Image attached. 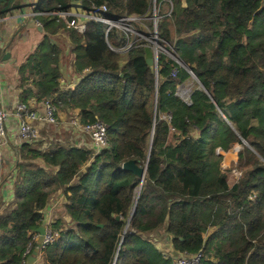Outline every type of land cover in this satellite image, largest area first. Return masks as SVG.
<instances>
[{
  "label": "trees",
  "instance_id": "obj_1",
  "mask_svg": "<svg viewBox=\"0 0 264 264\" xmlns=\"http://www.w3.org/2000/svg\"><path fill=\"white\" fill-rule=\"evenodd\" d=\"M0 1L6 10L11 0ZM70 2L35 0L46 34L65 28L48 15L68 12ZM82 5L87 13L105 5L110 21L136 18L130 26L137 35L107 31L95 20L83 35L71 30L81 79L67 91L59 86V51L44 37L20 69L35 78L36 92L25 89L20 101L50 100L58 110H77L82 123L103 122L107 147L95 153L20 145L12 170L15 208L0 215V264H25L48 199L62 189L72 228L60 221L49 227L53 242L38 264H113L115 258L116 264H175V257L199 252V264H264V0H185V6L155 0L158 44L184 66L159 51L156 74L145 60L149 44L139 37L153 34V0ZM187 70L202 85L192 88L190 105L178 94L192 80ZM237 144L236 164L225 169L216 149L232 153ZM149 149L123 236L140 179L122 164L134 160L143 167ZM232 170L241 174L236 182ZM145 235L171 247L173 256Z\"/></svg>",
  "mask_w": 264,
  "mask_h": 264
},
{
  "label": "crops",
  "instance_id": "obj_2",
  "mask_svg": "<svg viewBox=\"0 0 264 264\" xmlns=\"http://www.w3.org/2000/svg\"><path fill=\"white\" fill-rule=\"evenodd\" d=\"M34 4L35 0H11L9 1V6L6 7L7 9L4 10V4L0 1V103L7 113L5 122L7 138L5 144L0 146V215L10 212L15 208L12 197L14 179L12 170L14 164L17 162V151L20 145H22L17 133L18 121L14 115L15 108L17 104L22 103L20 101L22 91L30 89L31 92H36L33 86L35 78L29 75V72H25V74L22 75L20 72L21 67L26 65L28 58L38 48L44 37L47 36L51 44L59 51L58 69L60 74V90L67 91L68 89H72L81 79V76L74 68L75 60L74 53L72 52L73 43L70 38L71 30L60 28L54 34H46L44 28L36 24V22H39L37 17L40 15L29 17L28 22L24 26L18 24L16 19L11 16L16 15L21 8L33 12ZM33 14L37 13L33 12ZM56 14L57 12H54L48 16H54ZM2 45L6 47L2 48ZM6 53L10 54V58L6 62H2V57ZM26 104L30 109L43 115L44 110L41 102L37 101L34 97H29ZM75 117H79V112L77 110H58V120L60 122L58 126L54 127L42 122H32L31 124L39 132L40 143L37 145L46 143L50 145H72L91 149L93 145L89 143V136H85L80 131L69 126V121ZM233 153L235 157L230 161H226L225 156L232 155V153H223V163L230 164L236 162L237 153ZM77 183L78 178L74 180L72 185ZM66 203L64 189L57 191L48 199L43 211L44 222L47 227H49L56 218L67 220V222L62 221L64 227L65 224L66 226L70 225L68 216L63 209ZM213 231L214 229H209L208 233L203 235V237L207 238ZM35 239H37V236ZM153 241L156 248L163 254L173 256L171 247L163 248L161 241L154 239ZM40 262L41 255L36 264Z\"/></svg>",
  "mask_w": 264,
  "mask_h": 264
},
{
  "label": "built area",
  "instance_id": "obj_3",
  "mask_svg": "<svg viewBox=\"0 0 264 264\" xmlns=\"http://www.w3.org/2000/svg\"><path fill=\"white\" fill-rule=\"evenodd\" d=\"M153 4L155 5V0H153ZM108 13V9L105 5L95 6L92 5L90 8L89 15L96 17L95 21L102 22L104 24L110 25V28H116L124 32L125 34L130 35H137L130 24L132 22H137L138 20L136 18H125L121 20H117L116 23H112L110 20L104 19V15ZM157 14V12H156ZM39 15V14H33ZM58 16V19L62 22V24L65 26L66 29L72 30L78 35H83L86 30V22L80 21L78 17H73L68 14V12H59L56 14ZM157 16L156 19L153 21H156L157 25ZM37 26L41 27V24L39 22H36ZM140 38L145 39L148 44L150 45L152 41V36L150 38H144L143 36H139ZM132 44L128 43L124 50L131 49ZM188 105L189 99L186 98L184 100ZM41 105L43 107V115H40L36 111L30 109V107L27 104L19 103L16 105L15 108V118L17 119V133L19 135V138L22 142V144H30V145H36L40 142L39 140V132L38 130L31 124L32 122H42L46 123L51 126H58L60 124L58 120V109L54 106V104L50 100H44L41 101ZM7 119V113L2 107L0 103V146L5 144L6 138H7V130H6V122ZM166 120H170L169 117H164ZM69 126H72L74 129L80 131L85 136H89L92 148L89 150H94L95 153H98L101 149L107 147V130L108 127L101 121L96 120L94 122L89 123H82L80 121L79 117L72 118L69 121ZM42 146V147H41ZM39 147V150L43 151L46 149H50L54 145L43 143ZM88 149V148H86ZM216 154L219 156H223V152L220 151V149H216ZM227 166H229V163H225ZM236 164V162H234ZM223 167V164H222ZM241 174L238 171L232 170L230 172V180L236 182L240 178ZM47 230L50 232L49 227H47ZM51 233V232H50ZM53 242V237L50 234L49 236L45 237V240L43 242V248ZM202 255L201 252H199L196 255L184 257V255L177 256L174 259L175 264H199L200 259Z\"/></svg>",
  "mask_w": 264,
  "mask_h": 264
},
{
  "label": "water",
  "instance_id": "obj_4",
  "mask_svg": "<svg viewBox=\"0 0 264 264\" xmlns=\"http://www.w3.org/2000/svg\"><path fill=\"white\" fill-rule=\"evenodd\" d=\"M82 2H83V0H71L70 5H69L68 14L73 16V17H78L80 19V21H82V22L97 19L96 17L89 15V13H87L86 11L83 10ZM182 4H183V6H185V0H182ZM152 11H153V19L155 20L156 19V8H155L154 4H153ZM11 16H13L16 19V22L18 24L24 26L28 22V18L33 16V12L32 11H26L25 9L21 8L16 13V15H11ZM116 22L117 21H112V23H116ZM109 29H110V25H108L107 31ZM151 38H152V41L148 39V41H150L151 44L145 47L144 52H145L146 64L148 65V67H150V69L155 71V74L157 73V59H158L159 51L167 54L178 65H180L181 67H184L183 64L178 60V58L176 56H174L172 53L166 51L161 46H159L156 21L154 22V31H153ZM5 47H4V45H2V48H5ZM9 58H10V54L6 53L2 57L1 61L6 62L7 60H9ZM187 71L190 74L192 80L195 81L196 85H198L199 87H202V85L200 84V82L198 81L196 76L191 71H189V70H187ZM84 77L85 76H83L82 78H84ZM180 97H182V95ZM223 118H224V116H223ZM152 135H153V131H152ZM240 140H241L242 145L248 147V144L246 143L245 140H243V139H240ZM241 148H242L241 146L240 147L238 146V147L233 149V152L238 153L241 150ZM149 154H150V149H149V153L147 155L146 163L143 167L138 166L134 160H130V161H127V162L122 164V170L127 171V172H131L132 174H134L135 176H137L140 179V185L138 187V192H137V195L135 198V204L133 206V209H132V212L129 216V219L126 223V226H125V229L123 232V236H124V234L128 228L129 222L133 216L135 205H136L142 184L146 178V169H147ZM16 161H18V157H17ZM99 227H101V226H99ZM35 233L37 235L36 243L33 247L31 255L26 258L25 264H36L37 259H39L40 252L43 249V242L45 240V237L49 236L51 234L47 230V225L45 222H43L42 225L36 229ZM122 239H123V237H122ZM121 243H122V240L119 243V247H120ZM119 247H118V250H119ZM184 257H188V256L184 255ZM113 264H116V258H115Z\"/></svg>",
  "mask_w": 264,
  "mask_h": 264
},
{
  "label": "rangeland",
  "instance_id": "obj_5",
  "mask_svg": "<svg viewBox=\"0 0 264 264\" xmlns=\"http://www.w3.org/2000/svg\"><path fill=\"white\" fill-rule=\"evenodd\" d=\"M164 11L165 12H167V8H166V6L164 7ZM192 81V82H191ZM196 83H195V81L194 80H190V81H188V82H186V84L183 86V87H179L178 89H179V91H178V94H179V96H181L182 95V99L183 100H185L186 98H188L189 99V97H190V95H191V93H192V88L193 87H195L196 85H195ZM40 143V142H39ZM42 143V142H41ZM89 143H91V140H89ZM240 147V145H235L234 147H233V149L234 148H236V147ZM233 149H232V151H233ZM235 154L232 152V155H226L225 157H228V158H230V159H234V156ZM230 161V160H229ZM223 167L225 168V169H227V165L225 164V163H223ZM56 221H60L61 223H62V225H64V223L62 222V221H65V222H67V220H60V219H57L56 218V220L54 219L53 220V222L49 225V227H50V229H51V226L53 225V223H55ZM68 225V224H67ZM64 227V226H63ZM65 230H68L69 228H72V226L71 225H68V226H66V224H65ZM154 235H152V236H148V235H145L144 237L145 238H150L151 240H152V242H154L153 241V238H154V240H157L156 239V237H153ZM40 255H41V253H40ZM40 255H39V257H40ZM179 256H181V255H179Z\"/></svg>",
  "mask_w": 264,
  "mask_h": 264
},
{
  "label": "bare ground",
  "instance_id": "obj_6",
  "mask_svg": "<svg viewBox=\"0 0 264 264\" xmlns=\"http://www.w3.org/2000/svg\"><path fill=\"white\" fill-rule=\"evenodd\" d=\"M229 160H231L230 158H228V157H226V161H229Z\"/></svg>",
  "mask_w": 264,
  "mask_h": 264
}]
</instances>
